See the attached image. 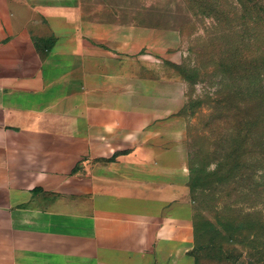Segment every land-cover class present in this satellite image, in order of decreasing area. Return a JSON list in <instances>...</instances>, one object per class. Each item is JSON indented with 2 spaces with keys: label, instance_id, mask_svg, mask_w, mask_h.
<instances>
[{
  "label": "crops",
  "instance_id": "obj_1",
  "mask_svg": "<svg viewBox=\"0 0 264 264\" xmlns=\"http://www.w3.org/2000/svg\"><path fill=\"white\" fill-rule=\"evenodd\" d=\"M152 53L91 0H0V264H196L185 84Z\"/></svg>",
  "mask_w": 264,
  "mask_h": 264
},
{
  "label": "rangeland",
  "instance_id": "obj_2",
  "mask_svg": "<svg viewBox=\"0 0 264 264\" xmlns=\"http://www.w3.org/2000/svg\"><path fill=\"white\" fill-rule=\"evenodd\" d=\"M91 2L105 6L113 31L137 29L144 32L146 44L155 40V77L185 84L174 127L185 133L200 264H225V252L234 253V243L244 250L240 260H248L254 244L261 242L264 249V154L262 161L251 160L264 148V108L255 106L258 100L264 105V99L256 98L264 95V9L255 20L253 0ZM232 53L243 62L230 74L233 66L224 62ZM255 57L259 67L253 70ZM254 75H260L256 84ZM233 137H238L237 145ZM191 139L196 142L194 152ZM235 147L239 164L229 163L216 172L215 157ZM246 158L248 165L243 166ZM255 164L261 168L258 177L252 174Z\"/></svg>",
  "mask_w": 264,
  "mask_h": 264
},
{
  "label": "trees",
  "instance_id": "obj_3",
  "mask_svg": "<svg viewBox=\"0 0 264 264\" xmlns=\"http://www.w3.org/2000/svg\"><path fill=\"white\" fill-rule=\"evenodd\" d=\"M253 1H254V4L252 6V10L254 12L253 18L255 20H259L262 17L261 16V11L264 9V0H253ZM52 41L53 40L51 38L45 39L44 40V44H45L44 47H47L49 49L51 47V45H52ZM40 49H41V52L44 53V49L43 50H42V48H40ZM225 58H226L225 62H224L225 65L228 64V66H229V64H230L231 66H233L229 70L230 74H232V72H233L232 69L236 68L238 63L240 64V63L243 62L242 61L243 58L240 57L239 60H237V56L234 53L229 54ZM254 60L257 61V63L255 61L251 60L252 63L250 64V68L253 69V70L255 68L259 67V64H258L259 59L255 57ZM262 60H264V59H262ZM247 68H248V65L245 66V69H247ZM259 79H260V75H254L253 80L252 79L251 80H252V82H254L256 84ZM256 98L257 99H260V98L264 99V95H256ZM262 102L263 101H259L258 100L257 103H255V106H256L257 110H260V111L262 110L263 111L264 105H263V107L261 106ZM187 106H188V104L185 105V108ZM242 134L243 133H241V132L238 133L239 136L240 135L243 136ZM192 135L193 134H191V137H192ZM244 135H245L244 137H246V138L249 137V134H247V133H245ZM193 138H194V135H193ZM231 140L233 141L234 145H237L238 137H233V138H231ZM191 146L193 147V149H191V152H194V150H196V142H194V141L192 142V139H191ZM236 151H237V147H235L233 149H229L224 154H222V156L220 155V156H216L215 157L216 163H217L216 167H215L216 168V172L220 173L223 170L224 167H227V164H229V163L230 164H234V165L239 164L238 163L239 162V157H238V155L235 154ZM263 154H264V148H260V150L255 151V154H253V157H251V160H253V158H255V160L259 159V161L260 160L262 161L261 157L263 156ZM244 161H243V166L248 165L247 158ZM190 166H191V168L193 167L192 163H191ZM253 167H254V170L252 171L253 176L254 177L255 176H257V177L260 176L259 175V171H260L261 168H260L259 164H255ZM195 226H196V231H197L196 232V239L197 240H196V245H195V247L192 250V253L195 256L196 264H200V259H199V247L200 246H199V243H198V229H197L196 222H195ZM258 240H259V237L256 238V241H258ZM260 244H261V242H258L256 244H254L253 245V247H254L253 251H252V249H251V251H250V249L248 250V252L250 251L249 253L251 254V258H249L248 260H240L241 257L244 254V250L238 249L236 247V244L234 243V251L236 253L235 252L234 253L233 252H231V253L225 252L224 258L229 259V260H223V261H224L225 264H260V262H262L264 260H252V256H254L255 258L256 257H259V258L264 257V249L260 248Z\"/></svg>",
  "mask_w": 264,
  "mask_h": 264
}]
</instances>
